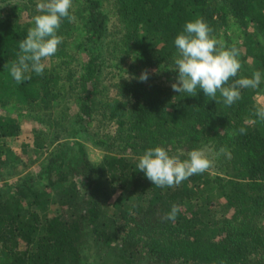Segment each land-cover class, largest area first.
Wrapping results in <instances>:
<instances>
[{
    "label": "trees",
    "instance_id": "trees-1",
    "mask_svg": "<svg viewBox=\"0 0 264 264\" xmlns=\"http://www.w3.org/2000/svg\"><path fill=\"white\" fill-rule=\"evenodd\" d=\"M3 1L0 181L17 172L19 156L4 146L22 133L18 116L2 112L25 104L45 126L58 119L59 104L69 112L61 129L44 134L42 144L57 150L39 170L0 184V264H81L86 236L113 264H264V120L256 115L264 106L258 100L264 75L258 88L241 89L232 106L219 93L216 103L203 90L188 96L171 88L178 76L171 69L174 39L196 18L225 48L233 47L232 33L243 39L245 54L236 47L242 66L229 84L251 77L247 57L254 72L264 71V0H82L80 13L72 7L75 19L58 30L63 42L43 61L44 73H29L19 84L10 68L34 26L38 0ZM105 61L115 75L107 86ZM145 70L148 79L141 81ZM107 87L114 94H104ZM105 124L113 131L104 134ZM93 137L105 148L98 159L83 143ZM71 140L70 147L62 143ZM156 146L181 160L200 149L212 167L176 188H158L137 169L139 157ZM30 149L24 145L21 155ZM207 186L216 197L198 195ZM173 204L181 209L176 219L162 220ZM214 206L221 212L210 218Z\"/></svg>",
    "mask_w": 264,
    "mask_h": 264
},
{
    "label": "clouds",
    "instance_id": "clouds-1",
    "mask_svg": "<svg viewBox=\"0 0 264 264\" xmlns=\"http://www.w3.org/2000/svg\"><path fill=\"white\" fill-rule=\"evenodd\" d=\"M73 0H38L37 14L33 17V27L27 31L25 39L19 43L17 60L10 68L11 77L19 84L30 80L29 73L42 75L45 71L44 60L54 56L63 38L58 30L65 19L71 23L75 17L70 14ZM212 27L203 19L196 18L185 23L183 31L177 34L174 45L177 54L174 57L178 72L176 80L171 84L173 91L196 96L199 90L204 95L217 101V94L223 98L226 106H232L242 99L241 89H256L261 84V72H253L251 77L236 78L241 69L237 58L238 49L225 48L212 36ZM139 79L146 81L145 70ZM256 115L264 120V106L259 107ZM241 134L246 129L241 128ZM223 151V150H222ZM212 160L204 151L194 149L187 153V159L171 155L162 146L148 148L139 157L137 169L158 188H176L193 175L203 174L212 167ZM180 206L173 204L162 220L174 221L180 212Z\"/></svg>",
    "mask_w": 264,
    "mask_h": 264
},
{
    "label": "rangeland",
    "instance_id": "rangeland-1",
    "mask_svg": "<svg viewBox=\"0 0 264 264\" xmlns=\"http://www.w3.org/2000/svg\"><path fill=\"white\" fill-rule=\"evenodd\" d=\"M13 2H14V0H13ZM0 3H1L0 6H2L6 2H4L3 0H0ZM82 5H83L82 0H73L72 7L74 10H76V12H77L76 14L80 13L78 11H80L82 9ZM23 13L24 12L22 11L21 14H23ZM79 20L80 19L77 18L76 22L79 23ZM232 34H233V37L235 39L233 41L232 45L235 47L239 46L238 48L240 49V53L245 54L244 49L241 47V43H240L243 41V39L239 40L240 35L237 37L236 34H234V33H232ZM240 34H241V32H240ZM242 38H243V36H242ZM243 61H244L245 67L247 68L246 76H247V74L249 76H252V74L254 72V70H253L254 65L251 62V58L247 57ZM105 62L106 63H103L104 66H103V74H102V78L105 77V79H103V83H102L103 86L104 85L107 86V84H108L107 80L110 81L113 79L112 77L115 76L114 72L112 71L114 68L109 65L108 61H105ZM262 74L264 75L263 70L261 72V77H262ZM166 78H169V77H166ZM163 79H165V77ZM1 81L2 80L0 79V82ZM263 84H264V82H263ZM101 86H99V88H101ZM107 92H110L111 95L114 94V91L108 87H107V91L104 92V94H107ZM258 100L261 104H264V88L262 89L261 94H260V98H258ZM67 107L68 106L64 103H62L61 105L59 104V109L57 111L58 119L56 121H54L52 126H45L42 123L38 122L36 119H34L33 117H31L29 115V113L26 109L27 106L25 104H20L18 102H15L13 104V107H11V110L7 109L6 111L2 112L6 116H15V117L18 116L17 119L21 123L22 133L16 139L6 140V145L4 146V148H6V149L12 148V154L14 156H16V155L19 156L20 165L16 169L17 172H14L13 175H11V178H9L8 180L0 181L1 185L11 186L16 181H18L19 178L24 173H27V172H34L35 173V172H37L39 170V167L41 166V163H43V161L46 159L47 154H49V152L51 150H54V151L57 150L56 147H54L55 143L52 144V146H48L47 144H42V142H43L42 140L44 138V134L47 133L48 131H51L52 128H55L57 126H59L60 129L62 128L64 118L66 117V115H68V112H69ZM19 114H21V116H19ZM34 130H43V131H42V134L41 133L40 134H37V133L34 134ZM112 131H113L112 126H110L108 124L104 125V127H103V133L104 134L110 133ZM95 140H96L95 137H93V139H86V140L83 139V143L85 144V148L87 150V153L90 156V158H92V159L100 158V156L103 154V150L105 149L104 147L97 145L98 143H96ZM62 143H64L65 146L70 147L72 145L71 144L72 140L71 141H65ZM26 144L28 146H30L31 149L29 150L28 155L22 156L21 155V154H23L22 148ZM69 149H71V148H69ZM207 152L210 153V151H207ZM212 158H214V156ZM63 159L67 165H63L61 170H65L68 167V159L66 157H63ZM22 162H23L24 166H22ZM208 171H210V170H208ZM80 186H82V185H80ZM82 189H84V188H82ZM203 194H210L211 196L216 197V191H215L214 187H211V186H207V188L204 189V192H202V190H200L198 192L199 196H201ZM54 196L55 195H53L52 193L49 194L51 203H53L55 200ZM219 201H222V200L219 199ZM53 206L56 207V205H54V203H53ZM210 211H211V213L208 214L210 218H216L219 215V213L221 212L220 209L218 210L217 206H214ZM85 243H86V246H84V248H85V254L86 255L84 256L83 262L81 264H113L114 263V262H112L113 260L110 256L103 255L98 251L97 247L93 244V240L90 239L89 236H86Z\"/></svg>",
    "mask_w": 264,
    "mask_h": 264
}]
</instances>
